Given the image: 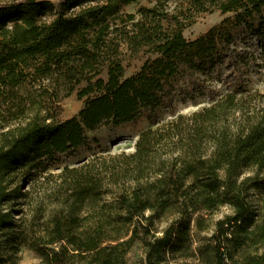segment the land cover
Returning a JSON list of instances; mask_svg holds the SVG:
<instances>
[{
    "label": "trees",
    "instance_id": "obj_1",
    "mask_svg": "<svg viewBox=\"0 0 264 264\" xmlns=\"http://www.w3.org/2000/svg\"><path fill=\"white\" fill-rule=\"evenodd\" d=\"M139 1L0 3V264H17L21 247L36 264H128L137 240L145 264H264V93L244 83L264 57V0H181L227 14L192 39L157 6L140 21L124 12ZM124 44L150 54L129 76ZM222 68L226 91L142 130L133 152L50 172L99 128L154 118L186 72ZM74 92L83 107L57 119ZM223 206L233 212L209 221Z\"/></svg>",
    "mask_w": 264,
    "mask_h": 264
},
{
    "label": "rangeland",
    "instance_id": "obj_2",
    "mask_svg": "<svg viewBox=\"0 0 264 264\" xmlns=\"http://www.w3.org/2000/svg\"><path fill=\"white\" fill-rule=\"evenodd\" d=\"M7 1L11 0H0V3ZM153 6H157L160 11L170 15L181 16V20L186 24L184 35L189 39L197 37L210 27L218 24L227 15L223 14L220 10L192 14L181 0H140L137 3L124 6L123 10L125 13H134L136 15L135 21H140L142 17L138 12L139 8ZM119 28L121 29L123 26L120 25ZM127 29H132L131 23H129ZM122 51L126 76L135 73L141 67L144 60L150 56V54L144 51L135 54L126 44L122 45ZM245 70V85L251 90L258 89L264 93V57H257L255 61L253 60V62L246 66ZM230 74L228 68L204 72H186L176 84V88H181L180 91L182 93H176L174 100L169 105L160 108L154 118L143 117L138 121L123 124L115 128L105 126L99 128L90 134L92 138H96V141L74 152L60 155L56 162L51 165L50 172L58 174L66 165H77L94 155L133 152L139 133L142 130L148 127H156L180 113L189 114L207 105L213 92H224L227 90L229 83L228 75ZM193 85L195 88H193ZM232 87H235V84H232ZM83 105L84 99H80L76 92L63 97L60 101V112L57 119L65 120L76 115ZM24 188L28 189L30 186L24 184ZM36 192L37 189L34 190V193ZM262 198L259 201L264 204V196ZM232 212L233 210L229 206H223L211 215L208 214L209 221L214 223L217 219ZM168 222V219L165 218L160 220L158 222V230H162ZM212 228L213 226L211 230ZM205 234H210V231L201 233L200 237ZM19 255L20 260L17 264H36L40 260L39 255L28 247H21ZM128 264H145V249L140 240L135 242V245L128 254Z\"/></svg>",
    "mask_w": 264,
    "mask_h": 264
}]
</instances>
